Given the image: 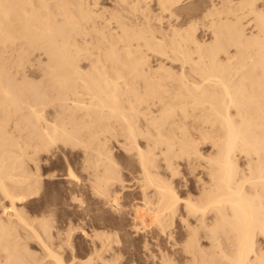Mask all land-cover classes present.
<instances>
[{"label":"bare ground","instance_id":"6f19581e","mask_svg":"<svg viewBox=\"0 0 264 264\" xmlns=\"http://www.w3.org/2000/svg\"><path fill=\"white\" fill-rule=\"evenodd\" d=\"M90 1L0 0V47L11 48L8 66L0 59V199L10 207L0 203L6 212L0 217V264L127 261V240L118 230L88 232L74 221L55 228L51 208L31 220L17 206L40 194L37 154L54 148L70 149L71 161L80 153L83 182L58 150L67 178L75 179L71 199L89 189L118 220L133 216L135 233L149 230V238L167 239L169 248L154 244L151 264H264L258 242L264 237V0H210L197 28L211 41L201 42L187 25L176 43L157 32L159 41L148 19L147 28L136 29L120 15L118 27L106 29L92 10L97 1ZM118 1L123 8L130 3ZM159 1L172 13L182 0ZM191 43L197 62L184 47ZM30 49L45 57L39 73L26 68ZM149 51L191 69L177 75L167 59L154 68ZM182 161L193 173L202 168L195 185L181 182ZM135 189L140 199L125 202L123 192ZM79 227L90 238L85 258L72 239ZM147 237L145 249L153 241ZM31 238L41 255L29 248Z\"/></svg>","mask_w":264,"mask_h":264},{"label":"rangeland","instance_id":"374dc122","mask_svg":"<svg viewBox=\"0 0 264 264\" xmlns=\"http://www.w3.org/2000/svg\"><path fill=\"white\" fill-rule=\"evenodd\" d=\"M95 1L98 2V0H95ZM137 1L136 0H130V3L128 5H126V6H124L126 8H123V4H121L118 0H99V2H98L99 5L97 4V2L94 3V1H93L92 2L93 4L91 3L92 4L91 6H93L92 10L95 7L94 8V12H97V14H98V18H96L98 24L100 23V24H102V26L105 25L107 27L106 29H109V30H111L112 28H114V29L116 28V25H117L116 22L118 23L117 18H118V16L122 15V19L125 20V21L128 20L127 22L130 23L129 25H131V26L135 25L136 29L147 28L146 25H147L148 22H149V26L150 25L152 26V24H153L152 28L154 30L153 29L152 30L154 31V33L156 31V36L159 38V41H161L162 39L164 41H166V39H167L166 42H168L170 40V38L172 37L171 40L174 38V40H175L174 43H176L177 42L176 39L179 40L181 38L180 35H182L187 29H189L191 27L195 31L194 33L197 36L198 40H200V37H204L202 39H206L207 41L208 40L211 41L210 40L211 39V35L210 36H206V37L205 36H201L203 34V32H202L201 29H198V28H201L200 25H198V24H200V22H198V20H200V19H198V18H200L203 8L205 6H207L206 4H208L210 0H206V1L205 0H182L179 5H176V6L173 5L172 6V13H169V12L164 11L163 9H161V7H160L161 5H159V3H160L159 0H139L138 2ZM219 1L220 0H217V2H219ZM210 2L211 3H214V2L216 3V0H211ZM133 3H134V5H133ZM211 3H209L208 5H210ZM95 4H97V5H95ZM116 4H117V6H116ZM133 6H135L137 9L134 10ZM146 6L148 8L147 10H146ZM139 8H140L141 11L139 10ZM123 9H127V10H123ZM116 10H118V11H116ZM171 14H173V15H171ZM114 16H115V18H114ZM124 16H126V17L124 18ZM146 19H148L149 21H147ZM109 20H110V22H108L109 24H105ZM145 20L147 22H145ZM101 21L102 22L105 21V22L102 23ZM140 21H142V22H140ZM138 22L140 24H142L143 27L139 26L140 28H138V25H140ZM143 22L146 23L145 26H144L145 23L143 24ZM135 23H138V24H135ZM190 23H192V24L196 23L197 26L196 25H192ZM187 25L189 26V28H188ZM117 27H118V25H117ZM155 27H156V29H155ZM157 27H159V28H157ZM179 28H181V29H179ZM184 28H185V30H184ZM176 29H177V31H174ZM196 29H197V33H196ZM159 30L161 32H159ZM180 30H182V31H180ZM157 32H158V34L160 33L159 36L161 35V38L163 37L162 39L158 36ZM165 32H166V36H164ZM168 33H169V35H167ZM180 33H182V34H180ZM185 33L182 35L183 37H184ZM170 34L172 35L171 37H170ZM171 40L169 42H171ZM200 41L202 42V40H200ZM187 44H189V43H187ZM187 44H186V46H184L185 49H187V51H188V48H189V50H192L191 55L197 56L196 58L192 56L193 59L195 58L196 60L195 59L194 60L197 62L198 54L196 52L197 50H195L196 48H194L195 47L194 44L193 43L190 44L191 46L193 45L192 49L190 47H188L190 45H187ZM0 45H3V44L0 43ZM174 45H176V44H174ZM3 49H5L3 46H2V48L0 47V52L2 50V52L5 53V55L1 52L2 54H0V59L2 57H3L1 59L2 61L4 59H6V60H4L2 62V65L4 64V66H6V64H7V57L6 56H9V52H10L11 48L10 49H5V50H3ZM6 50L7 51L9 50V51L7 52ZM30 50H32V49H30ZM30 50L27 51V54L25 53L26 55L29 54L28 55L29 57L26 56L25 54L23 55V57L25 59L24 60L25 63H27L26 60H28V58H29V60L31 59V61L30 62L28 61V63L26 64L27 65L26 68L32 66L33 68H31V71L34 72V73H36V72L39 73L38 67H40L41 65L46 64L45 57H44V59L42 61L43 55L41 57L39 56L40 51L38 52L37 50H32V51H30ZM193 50H194V53H193ZM6 53H8V55ZM189 53H190V51H189ZM149 54H150L149 55L150 65H152V66L155 65V67L153 66L154 68H157L158 64H160L161 62L164 63V61L167 59L164 64L167 65L168 69L172 68L173 71H175V73H177V75H180L179 72H181V68H183V67L187 68V70H185L186 72L188 70L190 71V69H191V64L188 65L183 60H177L176 59L175 62H174L173 61L174 58H172L173 56L171 57L172 59H170V58H166V57H164V56H162V55H160V54H158L156 52H153V51L152 52L149 51ZM150 57H151V59H150ZM159 59H161L160 62H159ZM5 61H6V63H4ZM32 61L34 62V64H33ZM152 62H153V64H151ZM196 62H193V60H192V63H196ZM184 63L187 64L188 66L185 65ZM33 65H35V68H34ZM156 65H157V67H156ZM7 66H8V64H7ZM189 67H190V69H188ZM36 68H37V71H36ZM172 69H171V71H172ZM189 77H191L193 79L192 76H189ZM34 78H36V79H34ZM34 78L30 77V79L33 80L34 82H36L37 80H38V82H40L44 77H41V78L40 77H34ZM27 110L28 109H26V111ZM13 119L15 120V118H13ZM188 120H190L188 122V127L192 128V126L195 125L194 122L192 121L193 119L189 118ZM190 123H192L191 124L192 126H190ZM67 149L64 151L63 149H57L56 150V148H54L52 150L53 152L51 151L49 153L48 152L46 153V151H42V153L39 152L37 154V156H38L37 158H39V159H37V161L40 162L39 163L40 165L39 164L38 165L41 167V168L39 167L40 168L39 171L42 173L41 174L39 172V174L42 175V180H43L42 186H41L40 191H39L40 194L37 193V195L36 194H32V196L30 195L26 199L19 201L17 203V206L19 208H21V209H23V207H24L23 210L25 211V214L27 216L31 217L30 218L31 220H33V218L35 220V219H37V217L39 218V216L41 217V213H46L47 214V212L51 208L53 210V212H54L53 213V216H54L53 220H54L55 228H56V226H57V228L65 227V225H67L66 223H69L70 221H72V222L74 221L75 223L78 222L77 224H80V225H83L82 223H84L85 230L88 231V232L92 231L93 229H101V230L103 229L105 231H111V230L116 229V230H118L121 233L122 238L125 237L126 240H127V244H126V246H127L126 250L127 251L122 256V258H124V260H127V261L125 263H123V264H151V262H150L151 259H150L149 255L152 252L156 254L157 253V248H158V247L156 248V245H154V244L159 243L160 246H162V248H166V247L169 246V243L167 242V239L165 237H163V236H158L157 238H159V239L158 240L157 239L154 240L152 238V236H153L152 234H150L151 236L149 238V234L147 233V232H149V230L146 231L145 234L144 233H135V230H134L133 226L138 221L135 220L133 216L128 214L122 220H118L117 217H116L117 215L110 209V207H108L106 205L104 206V204L102 202H99L98 198L94 197L93 196L94 194H92V192L89 189H86L87 191L83 190L84 198H83V196L81 198L78 197V198H80L81 202H83L82 198H83V200H85L84 203H85V206H87V207L81 206V205H84V203L81 204L79 199H76V200L75 199H71L72 190H75V189H73L74 188L75 179L73 180V179H70L69 177H68L69 179L67 178V176H68V175H66L67 174V168H66L67 164H65L66 163L65 160L67 159V157L70 159V160L68 159V161L71 162V164H72V166H73V168L75 170V173L77 174L78 177H80L81 182L86 180V179H84V178H86L85 177L86 174L82 170L81 166H79L80 165V159H81L79 157L80 153L79 152L73 153V155H77L78 157H76L74 159V161H71V158H70V156L68 154L71 155L72 153L70 152V149H68V150ZM58 150H61L60 152H63V154L65 152V154H66V159L65 160L63 158L65 156V154H64V156L61 155L62 153H60ZM55 152H56V154H55ZM119 159L122 162V164H124L123 165L124 169H126V165H125L126 159H125V157L123 155H121L119 157ZM32 164L33 163H31V168L33 169L32 166H34V171H35L36 170V165H34V164L32 165ZM186 165L187 164L185 163V161L181 162V166H180L181 174L179 176L181 178V182L184 181V180H187L189 182V184L192 183L190 185H195V181L197 180V178H198L197 176L198 175L204 177V173L202 172V168H198V170H196V172L193 173V171L191 169H189L190 167L186 166ZM51 175H53V176H51ZM128 178H129V176H128ZM69 182L70 183L72 182L71 183L72 186L70 185ZM43 183H44V185H43ZM67 183H68V185H67ZM69 185H70V187H69ZM69 188H70V190H69ZM180 190L182 192L181 195L183 197H185L186 196L185 194H186L187 190H184L183 186H181ZM137 192L138 191L136 189L132 190V191L123 192V195H125V196H123L125 202L130 201L131 198L132 199L135 198L136 199L135 202H137V200L140 199L139 198L140 195ZM91 197H93V198H91ZM2 200L3 199H0V201H1L0 203L7 205L6 206L7 207L6 211H8L9 208H10V207L8 208V206H9L8 201L7 200H5V201L3 200L2 201ZM54 208H55V211H54ZM2 209H3V207H2V205H0V217H2L3 215L5 216V214H6V212L4 213L5 209H3V210ZM82 217H83V219H82ZM82 220H84V221H82ZM144 222L145 223H149V220H145ZM33 224L36 225V222L33 221ZM175 229L178 232V234L176 233V237L180 238L179 228L176 227ZM146 234L148 235L147 240H148V238L150 239L149 241L153 240L151 243L149 242V248H147V249L144 248V238H145ZM32 239L35 240L34 238H31V239H28L31 242L27 241V242H29V244H28L29 248L31 250H35L36 254H37V252H39L40 255H41V252H43L42 249L40 248L39 244H37L36 240L32 241ZM72 239H73L74 244L80 248L82 256H84V258H85V256H87V253L89 252L88 248H90V238L84 236V234L82 233L81 227H79V228H77L76 232H74V235H73ZM258 242H259V245L261 244V246L264 248V237L259 236L258 237ZM203 243L205 245L208 244L206 240H204ZM85 253H86V255H84ZM82 256L80 255V257H82ZM180 261L183 262L181 259H180Z\"/></svg>","mask_w":264,"mask_h":264}]
</instances>
